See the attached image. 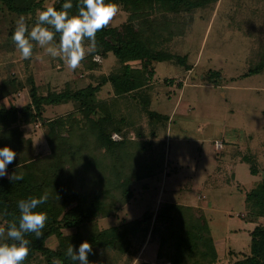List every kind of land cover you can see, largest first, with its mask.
<instances>
[{"label":"trees","instance_id":"obj_1","mask_svg":"<svg viewBox=\"0 0 264 264\" xmlns=\"http://www.w3.org/2000/svg\"><path fill=\"white\" fill-rule=\"evenodd\" d=\"M45 1L0 0V16L6 21L4 33L12 36L20 17L30 26L37 10L46 7ZM216 1L112 0L126 19L97 33L98 52L95 54L102 57L113 54L118 61L114 71L100 76L98 83L76 88L67 83L61 91L46 94L39 92V86L30 76L25 83L13 76L3 85L5 89L0 87V100L26 87L29 93V102L21 108L0 104V147L7 145L16 153L14 162L7 166V173L8 176L13 173L24 176L20 181H10L8 176L0 178V212L7 211V215H0V226H6L18 216L19 200L48 195L47 201L39 206L48 217L43 235L36 238L34 234H26L25 238L31 243L23 264H55L56 261L75 264L67 257L66 250L71 245L78 249L85 240L93 248L88 254L90 264H107L115 258L114 252L126 254L133 241L141 242L147 236L158 241V261L170 264L217 262L215 240L203 208L166 202L160 205L153 221V213L146 211L132 221L105 229L98 226L100 218L114 214L133 198L134 182L163 171V152H148L151 140L111 139L110 135L122 133L126 124L124 114L118 113L125 105L123 98L138 101L135 105L138 104L149 118L150 135H154L167 119L148 109L153 93L154 64L176 59L185 70L190 69L186 55L177 56L166 47L184 32V22L177 15ZM64 2L55 0L51 6L60 9ZM71 2L74 7L70 11L74 13L77 0ZM258 17L264 33V7ZM251 53L257 64L248 72L259 73L264 69V45L260 44L257 51ZM93 55L81 63L83 69L99 67ZM130 61H138L139 66H131ZM211 75L219 76L214 71ZM107 83L112 86L114 97L110 101H99L96 95ZM177 85L181 87L182 83ZM68 103L74 104L75 110L59 115L62 106ZM47 108H53V113L58 114L46 115ZM134 115L132 112L126 117L132 120ZM32 122L44 127L50 149L48 155H35L29 140L23 139L21 127ZM136 135L139 137L140 132ZM242 159L249 160L246 156ZM250 173L259 179L246 192L244 215L249 220L261 221H256L258 223L249 231V253L230 264H264V168L260 170L252 163ZM64 229L70 232L65 233ZM51 237L57 240L54 249L46 243Z\"/></svg>","mask_w":264,"mask_h":264},{"label":"rangeland","instance_id":"obj_2","mask_svg":"<svg viewBox=\"0 0 264 264\" xmlns=\"http://www.w3.org/2000/svg\"><path fill=\"white\" fill-rule=\"evenodd\" d=\"M54 1L46 0L44 4L47 7ZM263 4V0H217L177 15L184 22V32L166 47L177 56L186 55L190 69L185 70L176 59L156 62L148 108L167 119L150 135L149 118L135 105L138 101L126 97L125 105L118 110L126 119L124 130L110 135L113 141L125 137L151 140L148 152H163V171L134 182L133 198L114 214L100 218V229L132 221L146 211L153 213V221L160 205L170 202L204 209L218 252L215 264H230L249 253V231L261 221L249 220L244 211L246 192L259 179L250 173V165L264 168V69L259 73L248 71L257 64L251 52L264 45L258 17ZM125 19L126 15L118 13L111 24ZM5 22L0 16V87L13 76L22 83L30 76L39 92L46 94L61 91L67 83L72 88L98 83L100 76L118 67L116 57L110 53L107 57L94 54L100 58L92 57L98 68L80 66L70 70L64 61L50 57L38 45L31 58L22 59L11 36L4 33ZM129 64L139 66L138 61ZM213 71L219 76L211 75ZM96 97L110 101L114 97L112 86L103 85ZM28 102L27 87L0 100L2 106L18 108ZM62 107L59 115L76 108L72 103ZM132 112L134 118L128 120L126 114ZM55 113L53 108L46 109V115ZM21 128L23 139L29 140L35 155L49 154L43 125L32 122ZM114 136L120 139L114 140ZM217 142L222 143L221 148L215 146ZM244 156L249 160H243ZM56 242L51 237L46 243L54 249ZM157 246L158 241L149 236L141 242L133 241L128 253L114 252L115 258L107 264H170L156 259Z\"/></svg>","mask_w":264,"mask_h":264},{"label":"clouds","instance_id":"obj_3","mask_svg":"<svg viewBox=\"0 0 264 264\" xmlns=\"http://www.w3.org/2000/svg\"><path fill=\"white\" fill-rule=\"evenodd\" d=\"M73 7L71 0H65L60 9L51 5L38 9L31 26L20 17L11 39L21 58H31L34 46L38 45L47 55L61 59L70 70H75L87 56L97 53V33L111 24L120 12L119 5L112 0H77L74 13L70 11ZM93 59L99 60V56L93 55ZM15 159L13 149L7 145L0 147V178L8 176L7 166ZM23 178V173L8 176L10 181ZM47 199L45 193L39 198L32 196L17 202L18 216L6 226H0V264H23L31 243L26 234H34L36 238L43 235L48 217L39 206ZM0 215H7L6 209ZM92 251V245L85 240L78 249L68 247L66 255L75 264H90L88 254Z\"/></svg>","mask_w":264,"mask_h":264},{"label":"built area","instance_id":"obj_4","mask_svg":"<svg viewBox=\"0 0 264 264\" xmlns=\"http://www.w3.org/2000/svg\"><path fill=\"white\" fill-rule=\"evenodd\" d=\"M99 60H100V58H99ZM113 139H114V140H117V139H120V138H119V136H114ZM215 146L221 148V147H222V143H221V142H217V143L215 144Z\"/></svg>","mask_w":264,"mask_h":264},{"label":"crops","instance_id":"obj_5","mask_svg":"<svg viewBox=\"0 0 264 264\" xmlns=\"http://www.w3.org/2000/svg\"><path fill=\"white\" fill-rule=\"evenodd\" d=\"M222 152V151H221Z\"/></svg>","mask_w":264,"mask_h":264}]
</instances>
